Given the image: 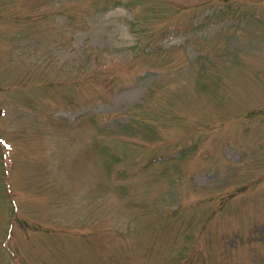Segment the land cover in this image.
I'll use <instances>...</instances> for the list:
<instances>
[{
  "label": "rangeland",
  "instance_id": "rangeland-1",
  "mask_svg": "<svg viewBox=\"0 0 264 264\" xmlns=\"http://www.w3.org/2000/svg\"><path fill=\"white\" fill-rule=\"evenodd\" d=\"M0 264H264V0H0Z\"/></svg>",
  "mask_w": 264,
  "mask_h": 264
}]
</instances>
